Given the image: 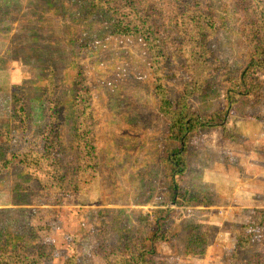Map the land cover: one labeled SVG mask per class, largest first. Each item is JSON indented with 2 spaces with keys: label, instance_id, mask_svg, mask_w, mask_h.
<instances>
[{
  "label": "rangeland",
  "instance_id": "1",
  "mask_svg": "<svg viewBox=\"0 0 264 264\" xmlns=\"http://www.w3.org/2000/svg\"><path fill=\"white\" fill-rule=\"evenodd\" d=\"M4 2L0 0V10ZM10 2L8 16L0 18V38L5 39L0 41V66L7 68L9 63L8 69L0 68V122L9 120L10 149L39 154L41 138L47 135L50 140L71 141L76 91L70 86L69 77L80 69L92 93L98 166L95 172L78 175V193L63 199L52 178L47 184L40 183L42 174L33 173L26 183L22 179L15 181L13 170L2 174L0 230L3 232L6 227L7 233L19 237V244L27 249L38 243L52 245L53 253L43 264H63L72 255L78 264H105L96 252L98 246L108 250L109 242L118 243V236H111L116 230L128 229L132 240L145 230L153 210L165 207L180 214L181 219L202 224L207 234L206 247L199 255L184 253L180 249L183 232L181 237L170 239V247L158 246L156 264L264 262V237L253 239L249 235L264 213V103L251 107V102H239L235 110L228 111L225 131L231 134L230 139L223 136L221 128L192 137L194 142L184 157L189 167L184 171L178 169L175 179L174 193L178 198L174 200L183 205L179 207L170 200L168 185L174 172L163 163L161 152L169 120L159 111L152 83L155 79L146 75L144 45L107 36L101 47L77 51L69 43L81 26L72 21L73 6L49 1L52 6L54 3L65 7L63 13L60 7L57 12L48 7L47 0ZM227 2L206 1L217 13L214 15L219 25L225 19L230 28H218L213 40L214 55L208 73L215 84L204 83L201 94L189 100L191 110L207 115L224 107V80L237 73L243 54L237 43L241 45L233 9ZM261 3L264 6V0ZM158 12V17H166L168 6L163 5ZM92 27L96 31L99 25ZM30 28H37L39 40L31 41L26 36L22 41L23 31L28 34ZM36 52L40 59L33 56L38 55ZM179 56L173 49L171 63L163 70L165 87L172 99L180 95L182 83L188 79L179 68ZM49 58L58 83L51 96V109L26 115L9 113L4 118V110L10 108L11 88L20 95L27 93V97H33L34 83L49 68ZM254 75L261 81L263 97L264 73ZM221 82L224 88L219 86ZM15 182L22 188H13ZM99 209L106 210L109 226L118 223L109 234L102 233ZM125 243L132 241L122 244ZM193 259L198 261L193 263Z\"/></svg>",
  "mask_w": 264,
  "mask_h": 264
},
{
  "label": "trees",
  "instance_id": "2",
  "mask_svg": "<svg viewBox=\"0 0 264 264\" xmlns=\"http://www.w3.org/2000/svg\"><path fill=\"white\" fill-rule=\"evenodd\" d=\"M49 1L47 0L46 4L51 7ZM57 1L73 6L70 12L72 21L81 25L75 30L77 34L73 33L69 39V43L77 51L95 50L103 45L107 36L132 39L144 45L147 56L146 75L150 74L149 77L155 79L152 83L159 99V111H162L164 117L169 120L166 144L161 149L164 156L163 163L174 172L171 175L172 181L168 185V192L171 202L174 201V204L182 207L180 200H174L175 197L178 198L174 193L175 179L178 169L184 171L189 167V161L184 160V157L189 153L194 142L192 137L199 133H207L214 128H221L223 136L230 139L231 134L225 131L228 111L235 110L236 103L239 102H243V105L246 101L251 102V107L264 103L261 81L254 75L256 72L264 73V6L261 0H227L233 9V17L238 28L236 35L241 45L237 43L243 54L237 73L228 75L227 80H224L226 86L223 95L224 107L209 115L191 110L189 100L195 94H201L204 83L209 85L210 82V86L215 84L212 83V76L208 73L214 55L213 40L218 28L223 30L230 28L228 20L225 19L222 25H219L214 15L217 13L210 4L206 3L207 0ZM8 2L10 0H5L4 7L0 10V18L8 16L9 12L6 9L12 5L11 2L7 5ZM165 4L169 9L168 14L166 17H158V11ZM52 7L57 12L60 6L53 3ZM60 8L62 9L59 11L64 13L65 7ZM93 25H99L96 31ZM27 31L28 34L23 31L25 36L21 37L22 41L26 36L31 41L39 40L37 28L35 30L30 28ZM173 49L177 55H180L179 68H182L188 76V79L182 83L180 95L175 99H172L166 90L163 77V70L171 63L169 60ZM33 56L40 59L39 53ZM47 65L49 67L46 69L47 72L45 71L40 80L34 83L33 97H27V93L20 95L19 92H15L16 89L13 91V87L11 88L10 113L26 115L33 111L51 109V96L58 88V83L55 81V67L51 58L48 59ZM79 70L73 71L69 77L70 86L76 91L71 141L67 143L50 140V135H47L41 138V153L13 152L9 146V120H3L0 122V176L13 170L15 173L12 176L17 178L15 181L22 179L26 183L33 173L48 176V180L53 179L56 191L63 199L67 195L78 193V175L97 170L98 145L93 134L92 93L86 82L87 79H84ZM166 76L168 77L167 73ZM224 85L222 82L221 85L219 84L222 88ZM48 141L49 145L46 144ZM13 188L22 187L15 182ZM108 218L106 210H100L102 233L109 234L110 229L114 230L118 226L117 222L109 226ZM202 228V224L186 218L181 219L180 214L171 213L170 209L161 207L153 210V214L145 224V230L132 237V240H129L131 236L128 229L116 230L111 236L117 235L118 243L109 242L111 248L108 250L98 246L96 252L100 253L105 264H156L154 258L158 246L166 244L170 247L168 243L170 239L181 237L185 232L180 249L186 254L199 255L206 247L207 234ZM133 233L135 234L136 231H132ZM249 235L253 239L264 237V213ZM125 240L132 243L122 244ZM20 241L19 237L9 235L6 227L3 228V232L0 230V264H43L54 250L52 245L45 243H38L36 246L33 245L34 248L27 249L19 244ZM63 264H78V261L72 255L67 257ZM256 264H264V262Z\"/></svg>",
  "mask_w": 264,
  "mask_h": 264
},
{
  "label": "crops",
  "instance_id": "3",
  "mask_svg": "<svg viewBox=\"0 0 264 264\" xmlns=\"http://www.w3.org/2000/svg\"><path fill=\"white\" fill-rule=\"evenodd\" d=\"M3 38H5V37H3ZM5 41V39H1L0 38V41ZM6 46H7V44H6ZM6 48H8V47H6ZM6 48H5V51H6ZM6 54V53H5ZM5 54H4V56H5ZM0 59H2L1 57H0ZM10 59V58H9ZM10 62V61H9ZM16 63V62H15ZM17 64V63H16ZM13 65H14V63H13ZM4 67V65H2V67L0 66V68H3ZM8 67H9V63H8ZM8 67L7 68H3V70H5V69H8ZM0 89H1V86H0ZM10 113V111H9V109L8 110H4V114H6L7 116H3L4 118H7L8 117V114ZM0 117H2V116H0ZM40 177H41V182L40 183H46L47 184V181L49 182V180L47 179V177H45V176H43V175H40ZM45 178V179H44ZM197 259V258H196ZM196 259H193L191 262H193V263H195L196 261H198V260H196Z\"/></svg>",
  "mask_w": 264,
  "mask_h": 264
}]
</instances>
